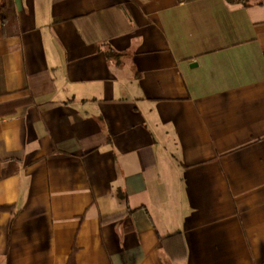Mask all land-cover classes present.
Returning a JSON list of instances; mask_svg holds the SVG:
<instances>
[{"label": "crops", "instance_id": "crops-1", "mask_svg": "<svg viewBox=\"0 0 264 264\" xmlns=\"http://www.w3.org/2000/svg\"><path fill=\"white\" fill-rule=\"evenodd\" d=\"M12 2L0 264H264V0Z\"/></svg>", "mask_w": 264, "mask_h": 264}, {"label": "trees", "instance_id": "trees-1", "mask_svg": "<svg viewBox=\"0 0 264 264\" xmlns=\"http://www.w3.org/2000/svg\"><path fill=\"white\" fill-rule=\"evenodd\" d=\"M229 1H236V0H229ZM15 12L13 8L12 0H1L0 4V36H9L12 34H16V22H15ZM29 101L24 102H16L11 104L8 108H0L1 115L13 114L15 108L28 104ZM109 219V218H106ZM105 218L101 219V222L106 220ZM107 221V220H106Z\"/></svg>", "mask_w": 264, "mask_h": 264}]
</instances>
